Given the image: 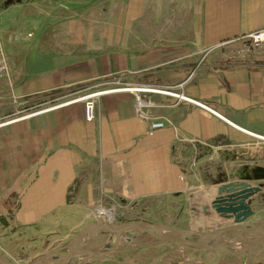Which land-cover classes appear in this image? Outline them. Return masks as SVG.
<instances>
[{"label": "crops", "instance_id": "obj_1", "mask_svg": "<svg viewBox=\"0 0 264 264\" xmlns=\"http://www.w3.org/2000/svg\"><path fill=\"white\" fill-rule=\"evenodd\" d=\"M153 2L124 1L121 12L147 14L144 28L132 21L124 47L94 56L71 33L55 53L54 37L36 36L37 13L55 11L57 0H0L1 43L9 36L5 46H35L28 60L4 55L16 100L37 95L53 102L97 85L134 84L167 87L189 99L138 94L153 102L139 115L134 92L108 91L95 99L90 122L83 102L68 100L0 139V251L16 264H53L83 226L112 217L210 232L232 223L211 206L220 186L264 182V43L240 59L220 53L264 28V0H162L160 8ZM160 14L181 15L174 32ZM120 37L114 32L102 41ZM5 79L0 100L7 98ZM262 196L264 188L256 197ZM258 212L264 217V205ZM113 237L95 230L64 264H264V242L248 257L140 230L123 232L111 248ZM220 242L239 245L232 233ZM89 252L104 253L82 262Z\"/></svg>", "mask_w": 264, "mask_h": 264}, {"label": "rangeland", "instance_id": "obj_2", "mask_svg": "<svg viewBox=\"0 0 264 264\" xmlns=\"http://www.w3.org/2000/svg\"><path fill=\"white\" fill-rule=\"evenodd\" d=\"M62 1L64 4H67V8L60 5V2ZM64 1L65 0H57L55 11L42 10L40 14L37 13V19L40 16L39 20L41 21L42 27L40 31H38L36 36L42 34L43 37H54L55 41L53 46H51L54 53L56 52V50H61L63 48V46H60V44L64 42L63 39L67 33H71L69 36H73L75 39L79 40L76 42V44L80 43L81 46H83L85 49L88 48L90 54L94 56L102 55L106 50L117 51L118 49L124 47L123 45H120V42L126 41L130 36L131 30L129 26L131 25L132 21L136 22L139 28H144L147 22V14L143 15L121 12V10L124 8V1L125 5H129L130 0H68V3H65ZM153 3L157 4V6L160 8L162 5V0H154ZM12 16L14 17V20H16L18 14L14 13ZM166 17L169 18L168 22L170 24V26H168V30L174 32L181 15L178 16V14H160V18ZM172 19H174V21ZM52 22H66L68 23V28L61 27L60 25H51ZM15 23L16 21H14V24ZM117 23L118 25L115 26V24ZM4 24L7 25V23ZM49 26L51 28H48ZM114 32L121 34L119 40L114 41L111 39L106 44H103L102 38L109 35L113 36ZM26 36L28 38L33 37V31L27 30ZM58 38H60L61 40L57 41ZM7 41H9V36H7V38L4 39L2 43L0 40V44L1 47H3L2 50L5 56L12 55L13 57H16V60H18V56H22L24 57V60H28L29 57L35 55V52L33 50L35 46H33L32 44H27L25 46L19 44H10L5 46L4 42ZM12 42H14V40ZM253 48L255 47L250 46L248 41L243 40L241 42H238L237 45H229V49L220 53L225 54V56L236 55V58L240 59L244 56L250 55V53H252L254 50ZM109 80H113V78H110ZM8 81L9 78L7 76L1 84L3 86H1V88L7 91V98L0 100V139L2 141L13 131L16 132L26 126L35 125V120H37V113L41 111L56 108V105L58 104L64 103L71 99H75L88 92L99 91L103 87H105L103 89L114 87L112 85H97L93 88L90 87L86 92H69L67 96H63L62 98H60V100L51 102L44 100L37 95L26 99H22V97H20V99L18 98V100H16L14 87L13 85H8ZM43 102H45L46 104H43ZM262 184L264 186V182H262ZM262 197L263 198H261L260 202L264 201V196ZM260 205H264V203H261ZM98 209L100 210V208ZM110 211L113 212V210ZM24 234H26V232H24ZM23 240L27 239L21 237L19 242ZM237 245L238 244H234L232 245V247L237 248L239 246Z\"/></svg>", "mask_w": 264, "mask_h": 264}, {"label": "water", "instance_id": "obj_3", "mask_svg": "<svg viewBox=\"0 0 264 264\" xmlns=\"http://www.w3.org/2000/svg\"><path fill=\"white\" fill-rule=\"evenodd\" d=\"M263 188L262 182H257L255 178L230 181L220 186L211 206L217 214L221 215V218L230 219L232 223L210 232L184 230L145 220L112 222L115 217H112L110 220L90 222L83 226L71 238L66 246L65 252L53 264H64L76 253L77 248L85 238L95 230L108 231L114 235L111 248L116 246L123 232L140 230L162 241L175 242L195 249L222 250L231 255L246 254L249 257L257 246L264 242V217L258 218L257 216L261 206V197H256L261 193ZM227 233L234 235L235 241L239 243L237 248H233L230 244L220 242V237ZM103 253L89 252L82 259V262L87 259H98L102 257ZM248 263L249 260L246 264ZM0 264L16 263L0 251Z\"/></svg>", "mask_w": 264, "mask_h": 264}, {"label": "built area", "instance_id": "obj_4", "mask_svg": "<svg viewBox=\"0 0 264 264\" xmlns=\"http://www.w3.org/2000/svg\"><path fill=\"white\" fill-rule=\"evenodd\" d=\"M246 41L249 42L250 46L258 47L262 43H264V28H261L259 30H256L254 32H251L250 34L243 37ZM8 75V64L5 59L1 44H0V83L1 81L7 77ZM115 82L119 83V80H116ZM106 84H109L107 82ZM113 90H127L132 91L135 93V110L139 115H142L141 109L149 104H153V102L143 99V97L139 96L138 94H145V93H160V94H166V95H172L176 99L181 100H189L185 96L182 95L181 92L177 91H170V88H157L149 85H125L122 87H109L107 89H101L99 91H93L85 93L75 99L69 100V102L74 101H82L83 102V116L86 121H92L95 118V99L100 96L102 93L113 91ZM195 104H198L200 106L205 107L200 102L192 100ZM162 123L157 122L153 124V126H161ZM180 180H183V175L179 176Z\"/></svg>", "mask_w": 264, "mask_h": 264}, {"label": "bare ground", "instance_id": "obj_5", "mask_svg": "<svg viewBox=\"0 0 264 264\" xmlns=\"http://www.w3.org/2000/svg\"><path fill=\"white\" fill-rule=\"evenodd\" d=\"M4 125V124H3ZM101 213H104L107 216H111V213L105 210H100Z\"/></svg>", "mask_w": 264, "mask_h": 264}, {"label": "trees", "instance_id": "obj_6", "mask_svg": "<svg viewBox=\"0 0 264 264\" xmlns=\"http://www.w3.org/2000/svg\"><path fill=\"white\" fill-rule=\"evenodd\" d=\"M70 190H75V188L70 187V188H69V191H70Z\"/></svg>", "mask_w": 264, "mask_h": 264}]
</instances>
